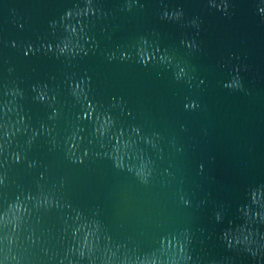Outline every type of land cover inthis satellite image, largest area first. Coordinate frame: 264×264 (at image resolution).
Listing matches in <instances>:
<instances>
[{"label":"water","instance_id":"obj_1","mask_svg":"<svg viewBox=\"0 0 264 264\" xmlns=\"http://www.w3.org/2000/svg\"><path fill=\"white\" fill-rule=\"evenodd\" d=\"M0 264H264V0H0Z\"/></svg>","mask_w":264,"mask_h":264}]
</instances>
